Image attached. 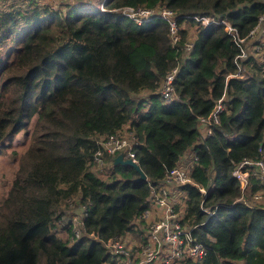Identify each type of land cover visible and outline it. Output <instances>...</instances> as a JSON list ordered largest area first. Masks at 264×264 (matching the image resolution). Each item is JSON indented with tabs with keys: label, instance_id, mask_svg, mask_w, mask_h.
Segmentation results:
<instances>
[{
	"label": "trees",
	"instance_id": "trees-1",
	"mask_svg": "<svg viewBox=\"0 0 264 264\" xmlns=\"http://www.w3.org/2000/svg\"><path fill=\"white\" fill-rule=\"evenodd\" d=\"M99 1L0 0V264H114L105 243L146 239L150 190L176 166L193 183L172 187L174 210L207 246L181 264H264V201L253 199L264 183L249 176L241 190L232 176L235 163L264 156V54L247 52L245 76H232L240 47L223 26L190 18H225L243 37L264 0ZM125 8L168 9L178 39L167 21L139 25ZM175 67L178 100L167 103L160 91ZM220 99L207 134L198 119ZM128 124L143 179L116 155L93 161L97 142Z\"/></svg>",
	"mask_w": 264,
	"mask_h": 264
},
{
	"label": "built area",
	"instance_id": "built-area-1",
	"mask_svg": "<svg viewBox=\"0 0 264 264\" xmlns=\"http://www.w3.org/2000/svg\"><path fill=\"white\" fill-rule=\"evenodd\" d=\"M89 2L91 0H88ZM106 0L99 1V8L104 10V3ZM135 12H141V16H135ZM123 13L133 18L139 25L151 19L165 20L170 25V32L172 41L178 39L177 26L171 11L165 8L157 10L149 9H133L125 8ZM190 18L201 22L202 25L210 24L223 26L234 41L240 47V54L235 58L238 66V73L232 76H245L241 65V58L247 55L244 48L245 43L249 39L254 41H261L264 39V13L258 16L255 27L248 31V33L241 37L238 30L234 28L230 22L225 18H212L208 16L191 15ZM255 38V39H254ZM192 44L186 48L191 50ZM258 48V46H256ZM179 73V68H173L166 76L163 86L160 91L162 99L167 103H172L178 100L176 96L174 81ZM225 108L221 99L216 103L212 110L203 117H199V122L205 128L207 134L212 133L213 125L218 122L219 114ZM140 142L136 136L135 128L128 124L123 131L110 135L97 142L98 149L94 152L93 161L97 166L103 163V154L116 155L120 160H130L137 164L133 146ZM232 176L238 181L240 189L244 190L248 184L249 176L256 177L261 183H264V156L258 160H251L243 158L235 163L232 170ZM193 183L188 176L186 167L176 166L165 174L163 179V186L158 188L152 187L149 197L147 199V206L141 215L144 220L146 235L144 241H137L127 239L124 237L111 238L105 243V247L111 254V261L114 264H181L186 258L201 259L207 253V246L197 241L193 236L192 228L184 225L180 221L179 213L174 210V200L177 196L172 195L174 186L181 185L185 182ZM202 194L205 196L207 191L200 188ZM256 201H264V192H256L253 195ZM201 209L208 214H211L210 207H203ZM83 217L87 216L85 209L82 211ZM78 227L76 218L73 219V224ZM81 224V223H80ZM77 238L80 235L79 228L72 227ZM105 264H111L105 263Z\"/></svg>",
	"mask_w": 264,
	"mask_h": 264
},
{
	"label": "rangeland",
	"instance_id": "rangeland-1",
	"mask_svg": "<svg viewBox=\"0 0 264 264\" xmlns=\"http://www.w3.org/2000/svg\"><path fill=\"white\" fill-rule=\"evenodd\" d=\"M135 14V16H141L142 15V13L141 12H135L134 13ZM255 39V38H254ZM252 40L253 39H249L246 43H245V46H244V48L246 49V51L248 52V53H253V51H255L258 55H262V54H264V39L263 40H261V41H258V44H259V47L258 48H256V46H258L257 44H255L254 45V42H252ZM191 158H193V156L191 155V153H187V154H185V156H184V162L185 163H188V162H190V160H191ZM1 165H2V163L0 162V167H1ZM9 171V169H7L6 167H3V169H1L0 168V180H2V178H3V176L4 175H7V178H8V175H9V173L7 174V172ZM74 227L77 229L78 227L75 225V222H74ZM59 233V235L61 236V237H67V234H66V232L65 231H63V230H61L60 232H58ZM132 236L130 235V234H127L126 235V237L125 238H127V239H132L131 238ZM43 260H44V255L42 254V253H40V255H39V263H42L43 262Z\"/></svg>",
	"mask_w": 264,
	"mask_h": 264
},
{
	"label": "water",
	"instance_id": "water-1",
	"mask_svg": "<svg viewBox=\"0 0 264 264\" xmlns=\"http://www.w3.org/2000/svg\"><path fill=\"white\" fill-rule=\"evenodd\" d=\"M115 160L116 161H120L123 164H128V165L133 166L139 172L140 178L141 179L145 178V174L142 172V170L140 169V167L137 164L131 162L130 160H120L119 158H116Z\"/></svg>",
	"mask_w": 264,
	"mask_h": 264
},
{
	"label": "crops",
	"instance_id": "crops-1",
	"mask_svg": "<svg viewBox=\"0 0 264 264\" xmlns=\"http://www.w3.org/2000/svg\"><path fill=\"white\" fill-rule=\"evenodd\" d=\"M56 1H59V0H56Z\"/></svg>",
	"mask_w": 264,
	"mask_h": 264
}]
</instances>
